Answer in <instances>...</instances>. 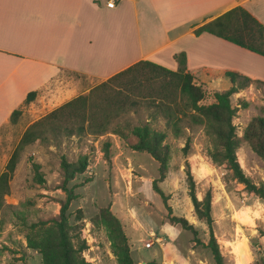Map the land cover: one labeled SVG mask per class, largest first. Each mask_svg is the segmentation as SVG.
Here are the masks:
<instances>
[{"label":"rangeland","instance_id":"rangeland-1","mask_svg":"<svg viewBox=\"0 0 264 264\" xmlns=\"http://www.w3.org/2000/svg\"><path fill=\"white\" fill-rule=\"evenodd\" d=\"M121 41L127 42L130 49L135 38L119 31L118 49ZM128 52L129 56L131 51ZM251 63L254 64L253 60L243 58L238 65L252 72ZM11 65L6 63V72L11 71ZM50 72L46 69L37 73L33 65L23 66L1 91L2 96L9 98L5 108L18 105L21 89L32 87L36 74L40 77ZM107 79L63 70L36 91L32 102L21 104L16 122L8 121L0 128V176L31 124L71 99L88 94ZM195 80L206 91L200 104L212 103L215 90L197 77ZM230 101L236 108L232 124L239 140L238 163L252 183L264 186V161L243 139L249 122L255 117L264 118V83H251L233 94ZM242 103L246 104L245 108H241ZM148 118L149 112L144 110L126 117L132 126ZM152 126L167 133L165 142L169 146L167 172L158 187L168 196L167 205L172 214L193 225L200 244L195 245L190 231L169 223L168 211L152 189L153 180L159 176V164L149 154L131 150L113 134L62 138L58 142L50 137L48 142H35L18 153L14 172L7 182V192L1 197L0 264H42L39 253L27 247L29 227L32 224L51 226L58 218L66 198L61 159L74 163L81 155L88 156L87 168L74 175L64 187L75 196L66 212L68 224L75 226L74 235L85 240L87 249L83 257L89 264H117L109 235L111 216L121 226L134 264H215L210 250L205 247L209 240L208 227L196 218L188 196L187 164L198 200H202L207 191L211 192L213 233L223 264H264V201L246 193L224 164H215L207 157L209 141L202 127L195 126L191 131L183 130V135L174 136L163 120L158 119ZM188 136L190 145L184 152ZM106 140L110 142L109 160L102 152ZM31 160L39 164L43 184L34 181ZM150 241L153 244L146 248L145 244Z\"/></svg>","mask_w":264,"mask_h":264},{"label":"trees","instance_id":"trees-1","mask_svg":"<svg viewBox=\"0 0 264 264\" xmlns=\"http://www.w3.org/2000/svg\"><path fill=\"white\" fill-rule=\"evenodd\" d=\"M202 33L214 35L264 57V24L259 23L241 7L230 9L194 31L196 36ZM174 59L179 64L176 71L149 60L137 61L95 86L88 94L71 99L31 124L22 134L0 176V208L3 205L1 197L7 192V182L14 172L18 153L24 147L35 142L46 143L51 138L58 142L62 138L81 139L90 135L113 134L123 140L131 150L145 152L158 162L159 176L153 180L152 189L166 207L169 223L190 231L195 245L200 244L193 225L185 218L172 214L171 208L167 205L168 196L158 187L165 179L169 159V146L165 142L167 133L152 126L158 119L164 121L174 136L183 135V130L191 131L195 126L202 127L209 141L206 148L207 157L215 164H224L234 179L244 186L246 193L264 201V186L252 183L238 163L236 149L239 140L232 124L236 108L230 101L233 94L251 83L264 82L251 80L235 72H225L224 76L229 79L231 86L224 91H213V102L202 105L200 103L204 100L206 91L202 84H197L195 77L185 70L184 54H177ZM35 96L36 91L29 92L22 105L32 102ZM245 107L246 104L242 103L241 108ZM141 110L149 112V118L132 126L126 117ZM20 114V108L14 110L10 122L15 123ZM243 139L264 161V118H253L244 130ZM189 145L190 136L186 138L184 152L189 149ZM109 151L110 142L106 140L102 147L106 160L110 159ZM88 163L87 155L79 156L74 163L67 162L65 158L61 159L66 198L61 205L59 216L51 226L39 227L32 224L29 227L27 247L39 253L42 264H89L83 257V252L87 249L85 240L74 235L75 226L68 224L66 212L75 196L71 190L64 187L74 175L83 173ZM31 165L34 181L43 184L44 178L39 164L31 160ZM186 177L188 196L194 214L198 220L205 222L209 230V240L205 247L210 250L215 264H223V257L213 233L211 192L207 191L202 200H198L188 164ZM109 225V235L117 264H134L128 241L114 216H111Z\"/></svg>","mask_w":264,"mask_h":264},{"label":"crops","instance_id":"crops-1","mask_svg":"<svg viewBox=\"0 0 264 264\" xmlns=\"http://www.w3.org/2000/svg\"><path fill=\"white\" fill-rule=\"evenodd\" d=\"M107 2L0 0V96L26 64L37 73L51 71L36 74L31 89H21L16 107L5 108L9 98H0V128L29 92L41 89L63 70L107 79L137 61L149 60L176 71L174 56L183 53L185 70L215 91L231 86L224 76L228 71L264 81L263 56L208 33L194 34L235 7L264 24V0H119L113 8ZM119 31L134 36L130 49L124 41L118 49ZM243 58L253 60L252 72L239 67ZM6 63L13 65L9 73Z\"/></svg>","mask_w":264,"mask_h":264},{"label":"built area","instance_id":"built-area-1","mask_svg":"<svg viewBox=\"0 0 264 264\" xmlns=\"http://www.w3.org/2000/svg\"><path fill=\"white\" fill-rule=\"evenodd\" d=\"M119 2V0H108V2H107V6L109 7V8H113L117 3ZM154 236V233H151V237H153ZM156 241H157V243L158 244H160L161 243V241L159 240V239H156ZM153 244V242H147L146 244H145V247L146 248H149V247H151V245Z\"/></svg>","mask_w":264,"mask_h":264}]
</instances>
